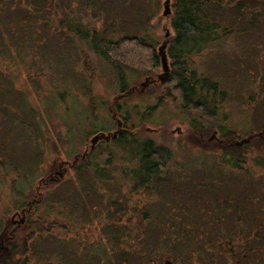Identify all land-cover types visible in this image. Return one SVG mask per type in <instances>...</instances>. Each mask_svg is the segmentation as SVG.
<instances>
[{
  "label": "rangeland",
  "instance_id": "rangeland-1",
  "mask_svg": "<svg viewBox=\"0 0 264 264\" xmlns=\"http://www.w3.org/2000/svg\"><path fill=\"white\" fill-rule=\"evenodd\" d=\"M164 1L31 0L29 5L16 1L15 8L0 13V38H4L0 50L1 226L10 210L26 205L40 178L53 172L58 162L71 161L95 134L115 128L111 115L123 102L122 116L129 130L123 140L100 143L87 156L99 163L96 191L82 182L89 180L83 177L90 173L80 169L69 173L78 177L73 179L77 183L66 179L68 185L77 184L67 199H62L60 183L48 188L28 221L40 220L47 230L20 232L16 257L20 264H86L92 250L76 228L97 234L102 243L99 257L94 255L89 264H113L125 257L129 260L119 264H147L166 251L177 264H205L198 261L202 250L190 248L191 239L208 244L207 264H222L219 235L225 230L227 240L234 238L239 227L234 210L252 205L249 195L264 197V167L258 166V160H264V146L235 144L264 126V6L248 0L251 11L245 12V20L239 11L212 10L225 17L222 26L231 20L234 25L229 27L238 32H219L218 41L207 43L193 57L197 71L218 82L225 94L215 99L214 107L209 105L214 111L205 115L184 109L180 100L169 95L168 83L148 82L150 76L164 75L162 56L171 66L172 0L168 16L162 14ZM123 36L155 43L159 66L143 75L100 57L93 47L95 42ZM119 77L125 100L120 96ZM143 82L146 86L140 87ZM135 86L138 91L131 92ZM227 132L237 139H225ZM148 140L163 154L162 175L153 176L151 187L130 197L126 204L130 210H106L112 196L120 197L112 193L107 178L122 181L131 175L133 167L124 171L121 165L141 159L142 143ZM120 189L127 192L128 184ZM217 215L222 224L214 220ZM61 226L68 229L65 240ZM110 237L113 242L107 248L104 244ZM87 251L91 253L85 256Z\"/></svg>",
  "mask_w": 264,
  "mask_h": 264
},
{
  "label": "trees",
  "instance_id": "trees-1",
  "mask_svg": "<svg viewBox=\"0 0 264 264\" xmlns=\"http://www.w3.org/2000/svg\"><path fill=\"white\" fill-rule=\"evenodd\" d=\"M16 1H22L26 5H29L31 0H0V13L6 8L8 9V7L10 8L9 10L15 8ZM37 1L40 2L41 0ZM252 1L261 7L264 6V0ZM244 2L243 0H172L173 18L171 24L175 35L168 48V55L171 59L170 72L167 79L169 86L168 93L173 98L180 100L184 109L195 110L206 115L208 114L207 110L210 112L214 111V108L210 109L209 105L212 104L214 107L215 99L218 96L222 98L225 95L224 92L219 90L218 82L203 77L197 71L194 66L193 57L197 56L201 52V48L207 43L218 41L220 38L219 32L222 35L233 34L235 31L238 32L236 28L229 27V25H234L231 23V20L228 21L229 25L222 26L225 17L212 13V10H218L222 7V11L224 9L227 11L231 10L232 12L239 11L241 12V18L245 20V12L248 11L249 13L251 11L249 8L251 3H248V0ZM35 9L37 10V8ZM3 39L0 38V50L4 42ZM93 47L100 57L106 60H116L125 67L130 66L135 68L137 72L143 75L150 74L160 64L155 43L144 37L123 36L114 41L106 39L99 43L95 42ZM6 48L10 52L13 51L10 50L12 48L11 45H7ZM122 82L123 80L119 77L120 87L123 88ZM3 93L5 94V92L1 91V94ZM223 137L228 141L237 139V136L235 137V134L231 132H227ZM250 137V141L245 142L244 145L256 142L264 146V126L260 132ZM5 141L9 140L5 137ZM230 145L234 146L233 144ZM141 153L140 158L146 161L144 168L147 174L146 183L149 184V174H153L150 169H154L152 162L160 160L163 154L149 140L142 143ZM258 161V166L264 167V160ZM247 197L252 205L247 206L243 210H238V212L234 210L235 215L238 213L236 216L238 217L239 225L235 231L234 238L227 240L226 231L222 229L224 231H222V235H219L222 238V243L213 240L217 243L220 242L218 245L222 252V264H264V197H259V199L251 198L252 196L250 195ZM240 206L242 207L241 204ZM214 220L221 223L220 215L215 216ZM30 224L32 226L29 227V231L44 232L47 230L40 223V220H34ZM189 225L188 223L186 227L189 228ZM190 242L191 249L202 250V254L198 255V261L207 264L211 257L204 252V248L208 244L207 246L205 243L199 245V242L195 239H191ZM105 246L107 248L111 247V245ZM101 247L102 243L99 244L98 254L102 249ZM170 254V251H166L162 255L169 256ZM257 258H259L258 262ZM121 260L123 261L124 258L115 260L113 264H119ZM211 262L214 261L210 260L209 263ZM3 264H20V262L19 258L10 257ZM40 264H44L43 261Z\"/></svg>",
  "mask_w": 264,
  "mask_h": 264
},
{
  "label": "flooded vegetation",
  "instance_id": "flooded-vegetation-1",
  "mask_svg": "<svg viewBox=\"0 0 264 264\" xmlns=\"http://www.w3.org/2000/svg\"><path fill=\"white\" fill-rule=\"evenodd\" d=\"M169 71L170 68L167 72V76L163 79V81L159 78L160 75L156 76H147L148 82L152 85H157L159 83H167V79L169 76ZM140 87L141 84L139 85ZM120 94L121 98L124 100L127 98V95L123 92ZM132 91H138V86H135L131 89ZM125 105V102L119 105L118 109L119 111H113L112 112V121L115 124V128L113 130H109L106 132H99L95 134L94 136H97L98 139L94 145L91 144V142H86L84 145V148L82 150L81 154H75L73 159L71 161L69 160H62L56 164V168L53 172H49L45 177L40 178L38 181V184L36 185V190L34 192V196L32 198H29L27 200L26 205L21 207L19 210H10L9 216L6 218V224L4 226L0 225V264H3L4 261L8 260L10 257H13L16 259L18 257V245H19V237H20V232L24 230L29 231V227L32 225L28 223L29 217L32 213V210H36L35 208L38 207L43 200L45 199V192L50 188V186L54 183H60L62 188H63V200L67 199L66 195L69 192H72L73 190L77 189V184H66L67 180L66 179H72L68 181V183L71 182H76L77 180H73L75 178H78L74 174H69L70 172H75L77 170H85L86 172L90 173L89 176H84L83 179H87L89 177V180H82V182H88L90 185L91 190L96 191L98 187V176L95 174L97 167L99 166V163L97 160L89 159L87 156H89L94 148L100 144V143H114V142H119L123 139V134L125 135L128 130L126 123H125V118L122 116V114L125 113L123 110V106ZM122 111V113H121ZM93 136V137H94ZM92 139V138H91ZM90 139V141H91ZM222 141V140H221ZM146 161L143 159H138V160H130L128 162L122 163L121 167L124 168V171H127L131 167L132 170L129 171L128 174L132 173L131 175H125L123 177L124 179L120 181L118 178H114V176H111L112 178L109 179L107 178L106 182L109 184V187L112 191V193L119 194L120 197L117 199H114L112 196V203L110 202V206L106 210H130L126 204L129 202L130 197L133 196L134 194H139L141 193L142 190H145L148 187H151L154 184L155 180L153 179L155 175H158L159 177L162 175L160 171L162 170L163 166V161L158 160L155 162H152L154 169L151 168L150 171L153 174H149V184L146 183L147 181V174L146 170L144 168V164ZM136 167V168H134ZM130 179L134 180V184H130ZM124 183L125 185L128 184V191H122L120 188H124ZM118 184V185H117ZM157 184V183H156ZM42 188V190H41ZM116 189V190H115ZM134 189V190H133ZM127 197V200L125 199ZM122 203V206H119V204ZM113 205H116L117 207H114ZM97 210L95 208L91 207V210ZM9 212V211H8ZM0 220H1V213H0ZM1 224V221H0ZM26 228V229H25ZM62 236L63 239L65 240V234H68V229H66L65 226H61ZM46 232V231H44ZM76 234L79 236L83 237V242H85V245H87L91 251H87L85 256H88V253H91V257L89 258L92 260L95 256L99 257L98 254V247H99V242L97 239V234H93L92 232H85L79 231L78 228H76ZM94 236V237H93ZM136 241L140 242V238L135 239ZM103 241V240H102ZM111 242H113L112 237L107 238L105 245H111ZM97 247V248H96ZM95 248V249H94ZM162 258V260H161ZM174 258V257H173ZM89 259L84 261L83 263L89 264ZM165 259H168L169 263L168 264H177V261L174 259L168 258V256H160L159 258L156 257L155 260L150 259L147 264H166ZM124 260H129L128 257H125ZM108 262L112 263V260L108 259ZM125 262V261H124ZM91 264V261H90ZM109 264V263H108Z\"/></svg>",
  "mask_w": 264,
  "mask_h": 264
},
{
  "label": "water",
  "instance_id": "water-1",
  "mask_svg": "<svg viewBox=\"0 0 264 264\" xmlns=\"http://www.w3.org/2000/svg\"><path fill=\"white\" fill-rule=\"evenodd\" d=\"M163 16H168L169 14H170V0H165L164 1V11H163ZM162 69H163V76H161L160 75V79L163 81V79L167 76V72H168V70H169V67H168V65H167V61H166V58H165V56H162ZM141 86L142 87H144V86H146V83L145 82H143V83H141ZM97 139H98V137L97 136H94L92 139H91V144L92 145H94L95 143H96V141H97ZM250 139H251V137L249 136V137H247V138H245V139H243V140H241V141H236L235 142V144L236 145H242L243 143H245V142H249L250 141ZM165 261V263L166 264H168L169 263V261L166 259V260H164Z\"/></svg>",
  "mask_w": 264,
  "mask_h": 264
}]
</instances>
